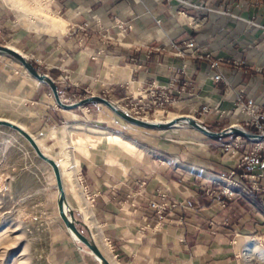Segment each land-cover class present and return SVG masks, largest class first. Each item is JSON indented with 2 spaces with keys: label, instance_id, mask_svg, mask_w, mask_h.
<instances>
[{
  "label": "crops",
  "instance_id": "crops-1",
  "mask_svg": "<svg viewBox=\"0 0 264 264\" xmlns=\"http://www.w3.org/2000/svg\"><path fill=\"white\" fill-rule=\"evenodd\" d=\"M49 2L55 19L48 23L51 34L24 23L0 0V42L30 47L60 93L90 92L123 102L156 84L168 88L170 109L204 124L245 126L243 106L249 100L264 114L263 5L242 0ZM54 22L61 27L53 28ZM64 77L66 84L60 81ZM236 136L205 137L203 144L186 146L156 143L153 149L122 136L116 144L108 136L109 148L78 156L74 169L63 175L81 230L111 264H241L242 243L264 234V193L226 200L211 181L233 171L246 183L244 176L256 174L264 188V151L260 160L239 166L243 155L264 146V140L243 138L239 150L226 154L224 146ZM166 201L169 213L160 226L149 206ZM56 232L55 264H99L62 223Z\"/></svg>",
  "mask_w": 264,
  "mask_h": 264
},
{
  "label": "rangeland",
  "instance_id": "rangeland-1",
  "mask_svg": "<svg viewBox=\"0 0 264 264\" xmlns=\"http://www.w3.org/2000/svg\"><path fill=\"white\" fill-rule=\"evenodd\" d=\"M2 1L13 8L24 23L29 21L36 26L38 31L52 33L51 30H48V23L55 19L51 14L49 0ZM242 1L264 6V0ZM42 24L47 26L46 29L39 27ZM52 25L57 29L61 27V24L57 22ZM0 46L17 51L32 63L40 74L49 76L42 69L40 61L31 57L32 49L25 47L24 43L17 44L6 40L1 41ZM0 57V119L11 121L29 132L39 143L43 152L51 156L57 164L59 163L63 182L66 180L63 175L74 169L78 156H90L92 154L89 152L90 150L109 148L108 144L112 139L107 138L108 136H114L116 144H118L116 137L122 136L129 142L147 149H153L156 143H174L183 146L188 143L203 144V139H206L205 135L187 124H179L163 130L134 126L119 118L111 109L101 103H93L75 110H64L57 104L52 91L50 95L47 93L49 89L51 90L47 84L37 81L16 59L6 55H0ZM214 66L217 67L218 64L216 63ZM49 78L51 77L49 76ZM60 81L62 84L68 82L65 77ZM54 82L56 83V81ZM38 83L42 85V88L33 93L32 89ZM56 85L60 97L66 105L92 97H100L92 95L89 91L87 95L79 97V95L71 94L68 97L66 94L60 93V88L57 83ZM151 90L156 93L154 96L151 95ZM161 92H164L165 95ZM100 98L112 102L128 115L144 122L167 124L175 119L190 117L180 116L177 111L170 109L169 105L172 101L168 88L156 84L129 95L123 102L115 101L110 97ZM248 102L243 106L247 115L245 126L224 128L220 125L204 124L198 117L190 118L215 133L233 127L252 135L264 136L262 133V131L264 132V120L260 121L263 126L262 131L249 123L250 118L245 109ZM202 113L208 114L209 110L203 108ZM258 114L264 116L259 111ZM236 138V142L224 146L226 154L240 149L239 143L244 137L236 136ZM224 139L218 140L225 141ZM263 151L264 146L260 144L253 151L243 155L239 166L244 168L254 161L260 160ZM232 174L236 175L234 181L240 184L242 189L230 187L229 181H233L230 178ZM253 175L256 174L244 176L246 183H242L238 180L235 172L228 171L216 176L211 182L220 188L218 191L220 197L232 200L252 193H264L258 175L256 176L259 179L257 184L259 190L252 189L254 184L249 177ZM229 187L234 196L225 194ZM210 193L215 192L211 191ZM165 203L168 207L161 212V215H157V210L152 209V204L157 203H151L149 206L150 211L157 218L162 217L160 224L156 222L160 226H163L166 214L169 213V203L166 201L162 204ZM76 219L78 220L77 217ZM59 223L66 227L59 215L58 188L52 168L37 156L29 142L19 133L8 127H0V264H55L52 256L57 241L56 229ZM81 227L82 225L78 228L85 235ZM67 231L69 236L74 239L68 229ZM74 241L90 253L86 246L75 239ZM242 247L241 264H264V234L246 239L242 243Z\"/></svg>",
  "mask_w": 264,
  "mask_h": 264
},
{
  "label": "water",
  "instance_id": "water-1",
  "mask_svg": "<svg viewBox=\"0 0 264 264\" xmlns=\"http://www.w3.org/2000/svg\"><path fill=\"white\" fill-rule=\"evenodd\" d=\"M0 55H6L10 56L14 59H16L19 63H21L24 68L40 83H45L47 84L50 88L51 91L54 95V98L57 102V104L64 110H75L78 108L86 107L90 104L93 103H101L107 106L109 109H111L119 118L122 120L126 121L129 124H132L134 126L138 127H143V128H148V129H156V130H163V129H169L172 127H175L179 124H187L206 137H209L210 139L218 140V139H224L228 138L232 135H237L244 137L246 139H252V140H262L264 139V136H259V135H252L249 134L243 130L236 129V128H229L223 132L220 133H215L210 130H208L206 127H204L201 123L197 122L195 119H192L190 117H183L180 119H176L170 123L167 124H160V123H149V122H144L141 120H138L136 118H133L132 116L128 115L126 112L121 110L119 107L114 105L112 102L100 98V97H92L90 99H86L83 101H80L78 103H74L71 105H66L63 103L58 87L56 83L49 78L47 75L40 74L36 68L30 63L23 55L18 53L17 51L10 49L8 47H2L0 46ZM0 127H8L17 133H19L25 140L29 142L31 147L34 149L36 152L37 156L43 160L45 163H47L53 170L56 183H57V188H58V209H59V215L61 219L63 220L64 224L66 225L67 229L73 235L76 240L86 246L88 250L90 251L91 255L98 261L99 264H111L107 258L103 255V253L100 251L98 246L95 244V242L83 235L81 231L79 230V226L83 225L80 221H78L75 217L74 212L71 210L68 200H67V195L64 187V182L62 178V172L57 164V162L49 155L45 154L43 150L41 149L39 143L35 140V138L27 132L25 129L20 127L17 124H14L8 120H1L0 119Z\"/></svg>",
  "mask_w": 264,
  "mask_h": 264
},
{
  "label": "built area",
  "instance_id": "built-area-1",
  "mask_svg": "<svg viewBox=\"0 0 264 264\" xmlns=\"http://www.w3.org/2000/svg\"><path fill=\"white\" fill-rule=\"evenodd\" d=\"M188 46H189V49H193L195 47V44L194 43H189ZM220 79H221V77L219 75L216 76V80L217 81L220 80ZM154 94H156V93L153 90H151V95L154 96ZM161 94L165 95L164 92H161ZM245 109H246V112H247V114H248V116L250 118L249 123H251V125H255L256 127H258V129L260 131H262L263 130V128H262L263 126L261 125L260 121L264 120V116L258 114V111H257V109H256V107L254 105V101L250 100L248 102L247 106L245 107ZM262 133L264 134L263 131H262ZM234 176H236V175L232 174V176L230 177L233 180V181H229L230 187L231 186L232 187H239V188L242 189L243 187H241L240 184H238L236 181H234ZM249 179L251 180V182L253 181L252 183L254 184V187H252V189L253 190H259L258 187H257V184L259 182V179L257 178V176L256 175L250 176ZM230 187L225 192V194H229L230 196H234V193L230 190ZM243 190H245V189H243ZM167 207H168V205L166 203L162 204V205H160V204H152V209H156L157 212H158L157 215H161V212L163 210H165ZM158 220H159V224H160V222L162 221V217L159 216Z\"/></svg>",
  "mask_w": 264,
  "mask_h": 264
},
{
  "label": "bare ground",
  "instance_id": "bare-ground-1",
  "mask_svg": "<svg viewBox=\"0 0 264 264\" xmlns=\"http://www.w3.org/2000/svg\"><path fill=\"white\" fill-rule=\"evenodd\" d=\"M180 119V118H179ZM176 120V119H175ZM174 121V120H173ZM11 122V121H10ZM13 123V122H12ZM15 124V123H14ZM21 127V126H20ZM23 128V127H22ZM73 236V235H72ZM73 238L76 240V238L73 236ZM77 241V240H76Z\"/></svg>",
  "mask_w": 264,
  "mask_h": 264
}]
</instances>
